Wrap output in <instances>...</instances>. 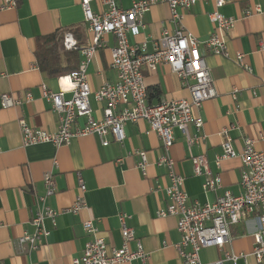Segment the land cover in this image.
Wrapping results in <instances>:
<instances>
[{
	"label": "crops",
	"instance_id": "1",
	"mask_svg": "<svg viewBox=\"0 0 264 264\" xmlns=\"http://www.w3.org/2000/svg\"><path fill=\"white\" fill-rule=\"evenodd\" d=\"M79 1L18 0L15 9L0 11V96L8 94L23 101L8 109L0 105V264H71L82 255L87 240L82 222L87 219L93 220L108 248H120L119 214L129 217L126 224L134 233L135 241L129 244V250L135 251L138 241L147 255L144 262L133 260L124 264H181L174 247L180 241L176 219L156 216L167 204L164 193L156 189L166 187L168 180L164 170L154 166L162 154L161 143L146 122L127 123L124 141L116 143L109 136L106 147H102L95 136L74 138L60 147L47 143L23 146L18 123L21 119L33 129L47 133L58 129L59 117L51 112L39 90L45 85L53 92L58 91L57 77H49L39 70L35 52L39 38L60 31L72 35L78 62L82 59L79 50L88 46L90 38ZM134 1L138 0H119L118 6L128 9ZM254 5H259L261 12L244 16ZM90 6L93 12L100 9L95 1ZM212 11L211 1L197 3L183 12L180 23L183 31L199 43L198 51L210 70L217 93L199 110H193V115L203 120L201 129L197 132L191 125L186 127L187 137L199 134L205 137L204 141L189 147L185 137L173 131L170 154L176 173L184 179L183 191L190 205L211 204L224 191L232 195L241 193L240 159L223 160L219 168L214 163L221 152L223 129L235 126L229 135L236 153H240L243 139L249 138L254 140L255 150L264 154V139H261L264 137V87L261 84L264 80V0H230L219 10L223 16L236 20L227 34H220L227 56H214L203 44L214 32L208 19ZM168 19L169 9L165 3L152 6L143 17L144 28L140 35L130 38L129 43L145 44L151 51L164 29L169 32L174 29ZM74 32L81 39L80 43ZM103 43L104 47L96 52L86 71L92 116L98 121L102 119L103 104L98 103L93 94L103 84L116 82L110 68L114 37L105 35ZM237 53L244 56L249 72L236 63ZM143 76L148 90H158L157 96L148 95L151 104L189 97L167 65H159L154 72L144 71ZM27 93L32 97L29 102L24 101ZM78 123L83 125L84 120ZM137 150L147 155L149 166L145 177L135 167L138 157L133 153ZM198 155H204L211 174L220 177L219 190L203 191L204 177L194 175L191 162V158ZM46 172L52 173L55 184V194L47 199V206L59 214L54 222L45 221L49 236L37 251L29 252L26 246L19 249L16 240L33 232L35 197L45 193L42 179ZM78 179L85 186L83 198L87 208L73 215L65 211L80 195ZM255 228L250 217L240 221L230 227L231 242L222 249L200 251V261L213 263L222 259L224 253L250 254ZM237 264H264V261L257 263L249 256L246 263L239 260Z\"/></svg>",
	"mask_w": 264,
	"mask_h": 264
},
{
	"label": "built area",
	"instance_id": "2",
	"mask_svg": "<svg viewBox=\"0 0 264 264\" xmlns=\"http://www.w3.org/2000/svg\"><path fill=\"white\" fill-rule=\"evenodd\" d=\"M95 1L100 6L97 12L91 9ZM119 0H80L79 5L90 38L87 47L79 50L82 59L77 67L68 74L57 77L58 91L53 92L45 85L40 86V96L50 105L51 112L59 117L58 129L54 133L33 129L24 120H19L23 146L51 144L54 147L68 145L74 138L95 136L102 147L109 145L108 137L116 143L125 139L124 126L127 123L144 121L156 134L162 154L154 162V166L163 169L168 185L157 188L166 197V208L158 210V218L174 217L176 230L180 241L174 246L181 264H204L199 253L205 249H222L232 240L230 227L245 221L250 217L255 222V232L252 234L253 247L250 254L224 253L223 258L205 264H237L252 256L257 263L264 261V154L257 152L254 140L243 139L240 153L232 147L229 132L235 129L230 125L220 133L222 138L221 152L214 163L217 168L223 160L238 158L241 162L239 186L241 193L232 195L224 191L211 204L190 205L189 197L183 191V177L176 173L175 162L170 151L174 143L173 131H179L185 137L189 147L199 145L205 137L194 134L186 136V127L191 125L198 132L203 126V120L193 115V110H199L205 101L216 97L210 70L198 51L199 43L187 34L180 26L183 12L197 3L211 1L213 11L209 13V22L214 26V32L203 43L209 53L214 56H227L226 45L220 34H227L234 26L235 19L223 16L219 10L230 0H138L132 2L128 9L118 6ZM18 0H1L0 11L13 10ZM158 3H165L169 9L168 23L174 26L169 32L163 30L161 37L153 43L148 51L145 44L131 45L129 39H136L144 28L143 17L150 8ZM261 12L259 5H254L244 13L249 17ZM112 35L115 45L110 49V68L116 75V82L103 84L94 94V99L103 104L102 119L95 120L89 103L91 91L87 80V67L96 52L104 47L103 37ZM62 45L65 50L77 49L70 33L63 35ZM241 53L235 55V61L244 71L250 69L243 61ZM159 65H167L172 74L186 89L188 98L162 101L151 104L148 101V90L144 82V71L154 72ZM264 87V80L262 81ZM68 95V96H67ZM32 99L29 93L24 101ZM23 101L11 95L0 96L3 109L19 106ZM237 107H235V110ZM83 119V125L78 120ZM261 139L264 137L261 136ZM138 157L136 169L145 177L149 166L144 151L133 153ZM195 176H203V191L219 190L221 179L213 176L209 170L204 155L191 158ZM54 164H56L54 162ZM45 193L35 197L37 210L31 220L33 232L23 234L16 240L19 249L27 247L28 251H37L49 236L45 221L54 222L59 214L47 206V199L55 194V184L51 172L43 175ZM80 195L73 205L65 212L76 215L86 210L83 198L85 186L78 179ZM129 217L118 215L121 235L120 248H108L105 241L99 237L98 229L92 219L82 222V229L87 238L82 255L73 259L71 264H124L133 260L144 262L147 255L142 245L137 241L136 250L130 251L129 244L135 241L134 233L126 224Z\"/></svg>",
	"mask_w": 264,
	"mask_h": 264
},
{
	"label": "trees",
	"instance_id": "3",
	"mask_svg": "<svg viewBox=\"0 0 264 264\" xmlns=\"http://www.w3.org/2000/svg\"><path fill=\"white\" fill-rule=\"evenodd\" d=\"M63 33H54L38 39V46L35 52V59L40 71L49 77H58L68 74L77 67L78 56L76 49L65 52L62 47ZM77 41L81 39L74 32ZM148 90V89H147ZM149 97L158 95V90L153 88L148 90ZM149 103L150 100L148 99Z\"/></svg>",
	"mask_w": 264,
	"mask_h": 264
}]
</instances>
